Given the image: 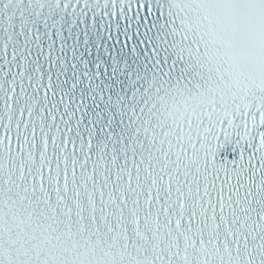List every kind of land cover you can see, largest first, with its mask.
I'll return each instance as SVG.
<instances>
[{"label":"snow or ice","instance_id":"1","mask_svg":"<svg viewBox=\"0 0 264 264\" xmlns=\"http://www.w3.org/2000/svg\"><path fill=\"white\" fill-rule=\"evenodd\" d=\"M0 264H264V0H0Z\"/></svg>","mask_w":264,"mask_h":264}]
</instances>
